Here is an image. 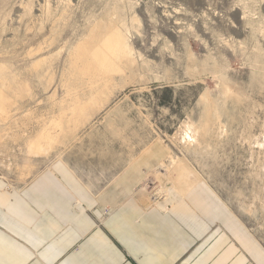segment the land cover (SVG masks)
<instances>
[{"label": "rangeland", "instance_id": "374dc122", "mask_svg": "<svg viewBox=\"0 0 264 264\" xmlns=\"http://www.w3.org/2000/svg\"><path fill=\"white\" fill-rule=\"evenodd\" d=\"M154 141L143 203L180 173L264 249V0H0V179Z\"/></svg>", "mask_w": 264, "mask_h": 264}, {"label": "crops", "instance_id": "0c3cea01", "mask_svg": "<svg viewBox=\"0 0 264 264\" xmlns=\"http://www.w3.org/2000/svg\"><path fill=\"white\" fill-rule=\"evenodd\" d=\"M101 150L97 161L48 162L20 187L0 179V264H264L204 184L179 173L182 195L142 202L140 185L167 156L160 143L129 162L124 149Z\"/></svg>", "mask_w": 264, "mask_h": 264}]
</instances>
